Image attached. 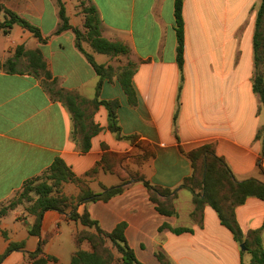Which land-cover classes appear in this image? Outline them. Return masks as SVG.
Segmentation results:
<instances>
[{"label":"crops","instance_id":"crops-1","mask_svg":"<svg viewBox=\"0 0 264 264\" xmlns=\"http://www.w3.org/2000/svg\"><path fill=\"white\" fill-rule=\"evenodd\" d=\"M61 2L69 24L80 30L84 22L80 4L93 5L102 37L128 47V56L112 57L94 53L82 43L99 65L115 70L127 62L136 65L130 97L116 76L96 91L99 78L77 49L72 31L55 34L59 25L57 0H0V5L38 27L46 38L45 43H39L17 25L7 35L0 30V60L12 57L19 45L38 48L57 88L87 101H118L121 134L136 136V143L151 156L141 164L134 162L142 151L108 130L105 106L86 103L79 107L83 131L86 114L99 131L91 138L90 149L82 152V136L75 130L72 113L50 95L41 77L26 70L21 58L16 72L0 70V206L55 158H61L94 193L101 191L100 185L116 186L130 174L139 173L154 186L176 190V215L158 213L146 188L133 179L121 194L107 202L82 204L77 212L86 209L105 232L124 222L125 238L142 264H159L155 256L158 250L171 264L248 263V256L240 255V246L212 208H203L201 223L191 217L192 194L180 185L192 173L185 153L202 145L211 146L235 180L264 182L260 171H264L263 145L255 137L264 127V113L252 91L253 33L261 0H184L182 73L176 63L174 0ZM11 31H16L17 40L7 44ZM106 153L111 171L101 165L95 174L85 176ZM63 193L76 196L79 186L66 183ZM235 216L244 235L259 228L264 220V200L248 198L235 209ZM67 217L45 212L40 237H35L27 230L34 217L23 206L10 211L0 220V264H27L25 255L37 249L40 239L46 241L44 257L55 258L47 264H69L77 250L74 236L84 227ZM164 224L167 227L160 230ZM180 227L191 232L174 234L169 229ZM10 242L23 247L4 255Z\"/></svg>","mask_w":264,"mask_h":264},{"label":"trees","instance_id":"trees-1","mask_svg":"<svg viewBox=\"0 0 264 264\" xmlns=\"http://www.w3.org/2000/svg\"><path fill=\"white\" fill-rule=\"evenodd\" d=\"M183 1L174 0V31L177 40L176 63L180 73H182L184 64ZM57 4L59 25L55 34L68 30L72 31L77 49L84 55L99 78L96 91H99L105 80H111L113 76H116L122 89L130 97L133 91L132 77L136 71V65L127 62L117 70L111 66L99 65L94 61L93 55L82 48V43H87L94 53L112 57L128 56L130 52L128 47L102 37L100 20L93 5H87L84 2L80 4L84 16L83 30H80L69 24L61 0H57ZM0 14L3 15L0 30L4 35H7L14 25H18L36 38L39 43H45L46 38H43L40 29L26 19L3 5H0ZM252 48L254 62L252 91L258 96L264 113V0H261L257 10ZM21 58L26 62V70L35 77H41L43 85L50 95L64 103L72 113L75 130H78L82 136V152H87L90 149V140L99 131V127L90 120L87 114L86 131H83L85 126L82 127V114L79 107L86 103V105L95 107L98 105L105 106L108 112V130L114 133L117 139L128 140L142 151V154L133 158L134 162L141 164L151 156L149 151L136 143V136L121 134L116 113L119 107L118 101H98L97 98L87 101L73 92L57 88L38 48L26 49L23 45L17 46L12 57L4 61L0 60V70L10 73L16 72L18 60ZM255 137L262 141V156L264 157V127L257 130ZM185 155L190 161L192 173L182 181L180 187L189 190L192 194L194 209L191 212V217L201 223L203 208L209 206L217 214L220 224L232 234L234 241L239 246L244 245V250L241 249L240 255L248 254L250 258L248 263L241 260L240 264H264V220L259 228L244 235L235 216V209L243 205L248 198L255 197L264 200V182L253 178L243 181L235 180L224 160L215 154L210 145H202L185 153ZM125 158L123 157L122 160ZM107 162L106 153L93 168L86 172L85 176L95 174L101 165L104 166V170H110ZM260 171L264 174L261 168ZM130 179L141 183L146 188L149 200L155 205L158 213L164 216L176 215L173 206L176 190L154 186L139 173H132L127 180H123L116 186L105 187L100 185L101 191L94 193L61 158H55L40 175L26 180L14 197L1 204L0 220L10 211L23 206L25 212L34 217V222L27 227L28 234L40 237L41 221L45 212L56 211L62 215L68 214V220L77 222L84 227L74 236L77 250L72 254L69 264H142L136 258L133 249L125 238L126 224L124 222L117 224L112 231L105 232L99 227L98 222L90 217L86 209L82 213L77 212L78 206L82 204L97 201L107 202L112 197L121 194L125 189V184ZM66 183L77 184L79 193L76 196L65 195L63 186ZM166 227L167 225L164 224L159 229L162 230ZM89 229H93V232ZM169 229L174 234L191 232L190 228ZM45 242V240L40 239L37 249L25 255L27 264H47L49 261H55L53 257H44ZM84 244H86V248L83 247ZM22 247V243L10 242L4 255L12 249H21ZM155 256L159 264H171L160 250L155 253Z\"/></svg>","mask_w":264,"mask_h":264},{"label":"rangeland","instance_id":"rangeland-1","mask_svg":"<svg viewBox=\"0 0 264 264\" xmlns=\"http://www.w3.org/2000/svg\"><path fill=\"white\" fill-rule=\"evenodd\" d=\"M8 37L9 38H8L7 44L8 43H11L12 44V41H16L17 40L16 31H11V35L8 36ZM30 43H31L30 41L27 42V44H30ZM246 256H248V258H250L248 254H246Z\"/></svg>","mask_w":264,"mask_h":264},{"label":"water","instance_id":"water-1","mask_svg":"<svg viewBox=\"0 0 264 264\" xmlns=\"http://www.w3.org/2000/svg\"><path fill=\"white\" fill-rule=\"evenodd\" d=\"M240 248L242 249V250H244V245L242 244V245H240Z\"/></svg>","mask_w":264,"mask_h":264}]
</instances>
